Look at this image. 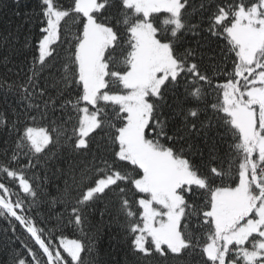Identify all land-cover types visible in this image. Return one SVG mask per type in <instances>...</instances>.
<instances>
[{
	"label": "snow or ice",
	"instance_id": "1",
	"mask_svg": "<svg viewBox=\"0 0 264 264\" xmlns=\"http://www.w3.org/2000/svg\"><path fill=\"white\" fill-rule=\"evenodd\" d=\"M14 2L16 15H23V23L34 26L38 35L31 43L27 39L25 44L32 51L25 78L16 82L0 79V88L8 91L18 89L25 106L22 108L24 120L13 121V125H23L15 129L14 150L4 151L8 160L0 165V169L9 179H17L18 188L21 180L28 185L27 189L21 190L31 201L38 200L40 194L37 189H42L56 218L65 227L71 226L83 233L87 246L85 239H67L78 247V252L75 258L64 253L65 264H95L89 257L98 243L97 233L102 231L101 222L105 217L110 224L115 223L121 229L130 251L137 258L151 256L156 251L161 256L170 254L184 264V257L190 254L194 243L198 245V238L194 241L191 232L185 238L184 233L177 229L180 246L173 248L169 243L167 252L159 246L149 249L139 242L140 224L134 221L146 219L143 197L137 195L139 211H134L132 200L125 195L128 189L124 185L129 183L128 176L115 164V161L123 162L120 155L123 144L119 140L112 161L106 158L97 161L95 152H92L93 160L89 166L77 169L56 164L63 159L65 152L69 156L89 155V150L95 147L92 136L104 124L100 115L105 109L99 107L95 96L118 95L108 92L111 86L107 77L115 71L108 56L101 60L105 65L103 87H93L92 81L99 79V74L91 58L85 60L88 41L84 25L88 17L83 16L78 7L82 0H55L58 19L49 15L52 0H34L35 7L23 14L19 11L21 0ZM94 2L102 5L101 11L109 7L108 0ZM175 3L179 6L175 21L167 23L161 20L159 26L149 21L155 29L153 39L158 50L156 67L146 81L144 91L148 109L145 136L155 137L151 143L159 141L160 150H166L173 159L178 158L184 170L195 178V182L186 181L179 185L183 191L176 193L183 205L180 208L182 220L190 214L197 218L196 227L210 222V194L219 187L225 169L230 171L233 163L237 171L229 187H239L243 175L255 200V208L249 215L259 219L256 210L264 204V152L261 151L264 148V101L251 97L253 90L264 92V50H256L251 59H246L231 35L235 13L242 6L247 11L252 4H246L245 0H175ZM253 3L257 10L264 8V0H253ZM120 6L123 10V0H120ZM198 12L201 15L197 16ZM92 19L112 31L115 39L110 47L115 49L120 40L116 31L120 21L113 24L109 16L101 20L93 15ZM261 25H264V17L257 18L256 27L261 29ZM128 28L125 22L129 37L125 43L131 48ZM189 37L192 39L181 47L180 44ZM89 105L94 113L76 121L79 114L87 113ZM166 107L171 109V115L165 114ZM241 110L250 114L251 136H245L237 122V113ZM116 116H120L119 110ZM172 120H178L179 124L169 131ZM0 126L12 130L6 117H0ZM116 131L119 134L122 129ZM174 143L180 147H174ZM250 149L252 160H259V163L242 172ZM53 164H56L54 170ZM13 165H18V170ZM49 172H54L58 180L62 178V184H54V192L48 187L51 183ZM199 192L209 195L202 198ZM194 193L196 200H200L199 207L191 199ZM13 203L23 211L28 202ZM34 207L35 204H29L28 212ZM29 218L35 227H39L33 217ZM93 218H96L95 224ZM183 226L187 228L188 224ZM258 240H264V223L253 234L250 246L255 247ZM9 257L7 264H27L30 259L20 249H11ZM205 259L208 260L207 257ZM233 259L235 264H240L239 256ZM259 259L264 260V256ZM208 264H211L210 260Z\"/></svg>",
	"mask_w": 264,
	"mask_h": 264
},
{
	"label": "trees",
	"instance_id": "2",
	"mask_svg": "<svg viewBox=\"0 0 264 264\" xmlns=\"http://www.w3.org/2000/svg\"><path fill=\"white\" fill-rule=\"evenodd\" d=\"M54 2L55 0H52L53 6ZM205 2H207V0H205ZM123 3L124 9L122 10L120 0H108L109 7L101 11V5L98 10L93 12V15L98 19L102 20L103 17L109 16L112 18L113 24H115L116 21H120V26L116 29L120 34V40L117 41V47L112 49L109 46L106 49L104 56L109 57V64L115 69V71L107 77L108 83L111 86L108 89V92H116L118 94L124 92L126 89L122 84V75L118 76L117 73L126 74L131 69L129 66H131L132 55L135 49L133 28L142 19V16L139 15V13H137L131 6L126 5L125 0H123ZM245 3L252 4V6L254 5L253 0H245ZM33 7H35L34 0H21L19 11L23 14ZM241 8L244 7L242 6L240 9ZM240 9L235 13L236 18ZM16 12L17 5L14 0H0V79L11 80L13 82L25 78V73L28 71V65L32 60V51L30 47H25V44L27 43V39L31 43L38 35L36 28L24 24L23 15L18 16L16 15ZM81 14L85 16L82 12ZM185 15H187V13H185ZM199 15H201V13L198 12L197 16ZM174 18L175 17L171 13L164 10L152 14L150 17L152 22L157 23V26H159L161 20L167 23H172L175 21ZM34 20L35 18H33V21ZM88 20L90 19L88 18L84 25V32L87 28ZM133 21L136 22L133 23ZM125 22L129 25L128 31L131 33V48L125 43V41L129 39L125 30ZM100 25L104 26L103 24ZM191 39L192 38L189 37L188 40L183 41L180 46L183 47L184 44L188 43ZM61 55L63 56L64 53L62 52ZM169 99L171 100V97ZM98 102L99 107L105 109V112L100 115L101 120L104 121L103 126L92 136V143L95 147L89 150V155L87 156H69L65 152L63 159H59L56 162L60 167L65 168L71 166L79 169L89 166L93 160L92 152H95V158L97 161L101 158H106L109 161L113 160V153L120 134V132L117 134L116 129H122V127L126 125L127 114L117 103L108 102L105 104L102 100H98ZM23 107L25 106L20 99L18 89L8 91L4 88H0V117H6L8 124L12 126L11 131H9L7 127L0 126V165L8 160V157L4 156V151L7 150L8 152H12L14 150L16 141L15 129L17 127H22L23 125H13V121L16 119H19L20 121L24 120L22 112ZM88 109L89 111L94 112L90 105ZM118 110L120 112L119 117L116 116ZM164 111L166 115H171V109L166 107ZM81 117L82 113L77 116L76 121L80 120ZM178 124V120L170 121L169 131L176 128ZM148 139L151 141L154 140L155 137L149 136ZM184 143L186 144L187 141ZM155 145L159 149L161 148L159 141H157ZM173 146L177 148L180 147L178 143H174ZM122 160L123 162L115 161V164L121 172L128 176L129 183L124 185L128 189L125 195L132 200L133 210L138 212L139 209L137 208L136 201L137 195L139 194L142 197L148 196L147 193L141 192L137 189L135 185L137 177H139L142 172L138 166L132 164L126 159ZM196 160H199L198 156L196 157ZM249 161L250 158L248 157L247 161L244 163H248ZM56 164L52 165L53 170L55 169ZM13 168L18 170V165H13ZM236 171L235 163H233L230 171L225 169V176L219 182V187L216 189L230 188L229 186L233 183L236 176ZM12 175H15V173H12ZM48 175L51 180V183L48 185L49 190L54 192V184H62V178L58 180L54 172H49ZM21 189H24L21 181L20 187L18 188L17 179H9L8 176L4 174L3 170L0 169V194H2L20 214L26 224L30 225V227L43 239L53 255H55L57 249H60L62 254L65 253L59 244L61 238L85 239L83 233L78 229H74L71 226L65 227L62 221L56 218L54 210L49 206L47 195L44 194L42 189H37V192L40 195L36 201H31ZM178 191L182 192L183 190L178 187ZM213 192L214 191L210 194L211 205ZM199 195L203 198L207 197L209 193L199 192ZM191 199H193L199 207L200 200H196V193L193 194ZM14 201L17 204L24 201H27L28 203H25L24 210L21 211L19 208L15 207V204L13 203ZM29 204H35V207L32 208L31 212H28ZM0 213H3V215H0V264H7L10 259L9 251L11 249H20L25 256L30 257L27 264H49L42 248L1 204ZM29 217H33L39 227H35ZM93 220L95 224L96 218H93ZM209 220L210 222L207 225L201 224L200 227H196V224L198 223L197 218L191 217L190 214H186L184 219L181 220L180 229L184 233V237L188 238V233L191 232L193 233L192 238L194 241L198 238V245L194 243L193 248L190 250V254L184 257V264H208L210 259L206 256L205 245L216 233L212 219L209 218ZM134 222L139 223L140 225L143 223V221L140 220H135ZM101 223L103 224V229L97 233L98 243L89 257L90 260L95 261V264H126V259L127 264H180V262L170 254L161 256L159 252L156 251H153L151 256L137 258L136 254L130 251L128 241L125 240L121 229L115 223L110 224L108 222V217H105V220ZM184 223L188 224L187 228L183 226ZM13 229H15V231H13ZM85 244L86 246L88 245L87 239H85ZM145 246L149 249H154L151 240L146 243ZM238 247L237 244H232L230 246V249L228 250L229 259L237 256ZM163 249L166 252L168 250L167 247H163ZM13 255H15V253H13ZM205 257H207L208 260H206ZM211 264H213L212 261Z\"/></svg>",
	"mask_w": 264,
	"mask_h": 264
},
{
	"label": "rangeland",
	"instance_id": "3",
	"mask_svg": "<svg viewBox=\"0 0 264 264\" xmlns=\"http://www.w3.org/2000/svg\"><path fill=\"white\" fill-rule=\"evenodd\" d=\"M126 4L135 6L145 19L135 25L133 33L136 39V50L132 59L131 70L122 75V84L126 89L118 95L101 94L95 99L118 103L127 113V123L122 127L119 134V141L123 144L120 155L132 164L143 169V176L136 179L137 188L148 196L143 197V209L146 219L140 226L139 242L145 245L147 237L153 242L155 247L168 248L171 243L173 248L180 246V237L176 234L180 229L182 207L180 197L176 194L180 184L184 182H195V178L184 170V166L179 159H173L167 151H161L150 139L145 136L147 120V105L144 102V91L147 87L146 81L150 79L152 70L156 67V52L158 46L153 39L155 29L150 24V15L160 10L168 11L177 19L179 6L175 0H126ZM81 12L93 13L100 7L94 5V0H82L78 5ZM49 15L56 16L53 3L49 5ZM83 13V12H82ZM86 15V14H85ZM93 15V14H92ZM87 16V15H86ZM88 17V16H87ZM258 17H264V8L257 10L256 6L251 9L241 8L236 21L233 23L231 35L239 46L240 54L251 59L256 50H264V25L261 29L256 27ZM58 19L59 17L56 16ZM93 30H98V34ZM85 39L88 43L85 46V60L90 57L94 62L99 79L92 81L93 87L102 88L105 65L101 63L105 56L106 49L114 40L110 29L102 25H93L88 20L85 30ZM116 93V92H113ZM252 99L264 101V92L257 93L253 90ZM94 112L82 113L81 119ZM248 113L241 110L237 113V122L244 131L245 136H251L252 128L249 122ZM251 149L248 157L250 161L244 163V170L253 168L259 160L253 161ZM264 152V148H261ZM250 163V166H249ZM255 180V177L253 178ZM21 184L24 189L28 185ZM255 208V200L249 190L247 180L241 175L239 187L216 189L212 195L211 218L216 228V234L205 246V252L213 264H235L233 258L228 261L227 254L232 244H237V256L240 257V264H264V260L259 257L264 256V240L255 242V247H251V238L264 223V204L256 213L259 219L250 217V213ZM67 239H60L62 249L75 258L78 247L70 243ZM248 244L249 246H246ZM60 256V251H57Z\"/></svg>",
	"mask_w": 264,
	"mask_h": 264
},
{
	"label": "water",
	"instance_id": "4",
	"mask_svg": "<svg viewBox=\"0 0 264 264\" xmlns=\"http://www.w3.org/2000/svg\"><path fill=\"white\" fill-rule=\"evenodd\" d=\"M0 202L2 203V205L8 209V211L16 218L17 221H20V224L31 234V236L33 237V239L42 247V249L44 250L49 264H56L54 262V260L52 259V256L50 254L49 249L46 247L45 243L41 240L40 237H38L33 231H31L28 226L24 223V221L22 220V218L20 217V215L18 213H16V211H14L12 209V207L5 201L4 198H2L0 196Z\"/></svg>",
	"mask_w": 264,
	"mask_h": 264
},
{
	"label": "bare ground",
	"instance_id": "5",
	"mask_svg": "<svg viewBox=\"0 0 264 264\" xmlns=\"http://www.w3.org/2000/svg\"><path fill=\"white\" fill-rule=\"evenodd\" d=\"M58 261H60L62 264H65V261L63 260V254H61L59 259L54 260L55 263H57Z\"/></svg>",
	"mask_w": 264,
	"mask_h": 264
}]
</instances>
